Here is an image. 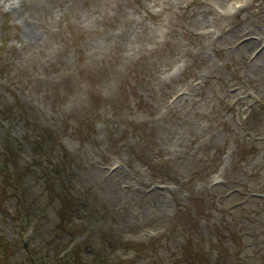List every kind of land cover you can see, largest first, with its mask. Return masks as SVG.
Listing matches in <instances>:
<instances>
[{
	"label": "rangeland",
	"instance_id": "obj_1",
	"mask_svg": "<svg viewBox=\"0 0 264 264\" xmlns=\"http://www.w3.org/2000/svg\"><path fill=\"white\" fill-rule=\"evenodd\" d=\"M2 151L0 264H264V0H0Z\"/></svg>",
	"mask_w": 264,
	"mask_h": 264
},
{
	"label": "trees",
	"instance_id": "obj_2",
	"mask_svg": "<svg viewBox=\"0 0 264 264\" xmlns=\"http://www.w3.org/2000/svg\"><path fill=\"white\" fill-rule=\"evenodd\" d=\"M35 150L33 151L34 152V155H33V161L34 163H39V164H42L43 163V166L41 168L38 169V166H37V170L38 172L41 174L42 173V169H45L46 172L50 173L51 170L49 169H56L55 167H51V168H48L49 167V164L44 166V163H46L47 161V157H44L43 156V152H42V149H41V144L42 143V139H39L37 140L35 143ZM4 151H2L3 153ZM5 156H3L1 159H0V169H7V166H10L12 165V162L10 160V157L8 156V151L4 152ZM0 156H1V153H0ZM52 165V164H51ZM58 168V167H57ZM30 167L27 166V167H22V171L23 173H19V175H15L17 173L16 170L14 169V173L15 174H12L11 176H8L7 179H5L2 175V173H0V183L3 185V183H5L9 178H11V180L14 182V183H19L21 182L22 178L26 175V171L29 170ZM39 174V175H40ZM61 217V221H64V217L66 218V215L65 216H60ZM189 242H185V245L186 246V250L184 251V257H185V260L187 261L186 264H194L195 261L199 260L200 258V255L198 252H195V251H192L190 250V248L188 249L189 247ZM14 245L13 244H10L8 242H4L3 239L0 238V254L4 257H9V251L11 248H13ZM1 260L4 261L1 257ZM207 262V261H206ZM71 263L72 264H82L78 258H76V255L71 259ZM207 264H209L207 262Z\"/></svg>",
	"mask_w": 264,
	"mask_h": 264
},
{
	"label": "clouds",
	"instance_id": "obj_3",
	"mask_svg": "<svg viewBox=\"0 0 264 264\" xmlns=\"http://www.w3.org/2000/svg\"><path fill=\"white\" fill-rule=\"evenodd\" d=\"M17 2H18V0H17Z\"/></svg>",
	"mask_w": 264,
	"mask_h": 264
}]
</instances>
